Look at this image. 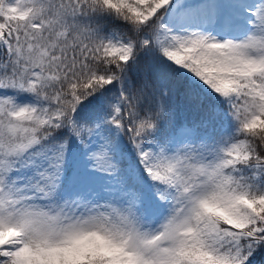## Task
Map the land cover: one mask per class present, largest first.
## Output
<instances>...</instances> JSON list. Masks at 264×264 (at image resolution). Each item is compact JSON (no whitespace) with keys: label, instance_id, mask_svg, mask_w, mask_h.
Instances as JSON below:
<instances>
[{"label":"snow or ice","instance_id":"1","mask_svg":"<svg viewBox=\"0 0 264 264\" xmlns=\"http://www.w3.org/2000/svg\"><path fill=\"white\" fill-rule=\"evenodd\" d=\"M0 264H264V0H0Z\"/></svg>","mask_w":264,"mask_h":264}]
</instances>
